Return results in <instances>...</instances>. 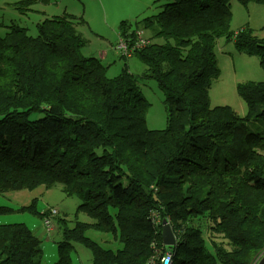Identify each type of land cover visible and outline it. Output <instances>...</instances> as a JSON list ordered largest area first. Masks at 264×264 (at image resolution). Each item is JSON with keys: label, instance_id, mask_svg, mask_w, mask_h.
<instances>
[{"label": "trees", "instance_id": "trees-1", "mask_svg": "<svg viewBox=\"0 0 264 264\" xmlns=\"http://www.w3.org/2000/svg\"><path fill=\"white\" fill-rule=\"evenodd\" d=\"M167 1L144 19L152 43L134 55L163 94V130L146 128L148 103L127 67L108 78L84 55L81 21L41 14L35 36L9 25L0 37V194L58 186L121 245L112 252L80 227L62 231L55 264H68L71 242L93 264H159L153 228L163 250L162 220L177 238L171 264H256L264 252V81L238 86L244 118L208 100L222 41L264 74V40L230 30V1L264 0ZM34 4L52 0L21 2ZM0 264H44L38 239L22 225L1 226Z\"/></svg>", "mask_w": 264, "mask_h": 264}, {"label": "rangeland", "instance_id": "rangeland-1", "mask_svg": "<svg viewBox=\"0 0 264 264\" xmlns=\"http://www.w3.org/2000/svg\"><path fill=\"white\" fill-rule=\"evenodd\" d=\"M23 0H0V37L6 33L9 25L30 30L28 34L35 36L34 27L40 20V15L58 13L60 19L70 18L82 25L78 31L86 41V48H96L111 52L118 43V33L122 39L131 43L127 48L132 50L136 42V34L131 31L139 30L147 39L148 30L144 27V19L157 15L167 0H52V4L43 6L34 4L29 9L21 6ZM17 8V9H16ZM31 9V11H30ZM231 22L230 30L237 32L241 29L253 32L258 40H264V3H249L246 6L236 1H230ZM124 22L123 28L121 23ZM68 31V30H67ZM129 31V32H128ZM134 39V41H132ZM152 42L149 43V45ZM163 44V43H162ZM240 54L233 41H222L217 52L218 75L209 87L208 100L211 108L226 107L237 116H246V106L243 97L238 93V86L246 83L264 81L258 60ZM122 65V64H121ZM113 63L105 68L108 78L120 74V66ZM128 70L135 76L142 97L148 103L146 112V128L149 130H163L167 126V115L163 104V94L157 83L147 78L144 67L134 58L128 62ZM253 132L261 130L260 123L250 126ZM79 201L67 197L58 186L46 190L38 186L32 190H14L0 194V207L6 212L0 213V225L20 224L29 231L36 232L44 264H55L59 259V245L62 231H77L84 237L103 248L116 249L121 245L109 240L110 236L100 232L95 226V219L77 211ZM62 206L67 209L60 211L59 218H64L63 224H58L51 235L45 232L47 213H42L47 207ZM59 210L58 208L54 209ZM193 227H199L205 234L203 220L191 221ZM68 264H93L90 250L79 242H71ZM207 249L212 253L211 248ZM264 252L258 257L263 256ZM258 262V261H257ZM256 262V263H257Z\"/></svg>", "mask_w": 264, "mask_h": 264}, {"label": "built area", "instance_id": "built-area-1", "mask_svg": "<svg viewBox=\"0 0 264 264\" xmlns=\"http://www.w3.org/2000/svg\"><path fill=\"white\" fill-rule=\"evenodd\" d=\"M135 34H136V38H134V39H136L135 40L136 42H133V43H135V46H133L132 50H130L129 48H127V44L131 46L132 45L131 43H128L127 41H124V39H122V38H120L119 41H118V44H117L116 49L118 51H120L122 53V55L125 56V57H128L132 53H134V52H136L138 50H141V49H143V48H145V47H147L149 45V41L146 40L142 36V33L140 31H136ZM134 39L132 41H134ZM56 213L57 212L55 210H51L48 213V215L46 216L47 221L45 223L49 222V223H47L45 225L46 226V229H49L50 228L51 222H52L54 216L56 215ZM158 255L159 254H156L157 259H158ZM171 261H172V254L169 253V252L163 254L159 258V264H171ZM147 264H149V261L147 262Z\"/></svg>", "mask_w": 264, "mask_h": 264}, {"label": "crops", "instance_id": "crops-1", "mask_svg": "<svg viewBox=\"0 0 264 264\" xmlns=\"http://www.w3.org/2000/svg\"><path fill=\"white\" fill-rule=\"evenodd\" d=\"M120 33H118V37H119ZM157 43L161 42V41H156ZM84 55L87 57H91V58H95L98 59L102 65L108 67L113 63H118L120 66V71L123 69L124 65H128V62H130L132 59H134V55L131 56V58L129 59H125L123 58L117 51L113 50L111 52H106V50H100V49H96V48H91V49H84ZM255 59V58H253ZM255 61H257V59H255ZM57 227V224H56ZM51 233L47 234V235H51Z\"/></svg>", "mask_w": 264, "mask_h": 264}, {"label": "clouds", "instance_id": "clouds-1", "mask_svg": "<svg viewBox=\"0 0 264 264\" xmlns=\"http://www.w3.org/2000/svg\"><path fill=\"white\" fill-rule=\"evenodd\" d=\"M136 31H139V30H136ZM135 31V32H136ZM134 32V33H135ZM141 32V31H140ZM120 38H123L122 37V35L120 34L119 35V37H118V40L120 39ZM146 39V38H145ZM146 40H148V39H146ZM149 41V40H148ZM150 43V42H149ZM118 44V43H117ZM149 46V45H148ZM116 47H117V45H116ZM116 47H115V51H117L123 58H125V59H129V58H131V56L132 55H135V53L137 52H134V53H132L130 56H128V57H125V56H123L122 55V53L120 52V51H118L117 49H116ZM146 48V47H145ZM144 49V48H143ZM142 50V49H141ZM138 51H140V50H138ZM98 60V59H97ZM100 62V61H99ZM101 63V62H100ZM102 64V63H101ZM104 66V65H103ZM125 67H127L128 68V65L126 64V65H124ZM106 67V66H105ZM131 72V71H130ZM132 73V72H131ZM47 190V189H46ZM52 210H54V209H52ZM60 210V209H59ZM59 210H57L56 212V215L54 216V218H53V220H52V222H51V225H50V228L49 229H46V233L47 234H49V233H51L55 228H56V223H55V219H56V217L58 216V213H59ZM51 211V210H50ZM49 211V212H50ZM48 212V213H49ZM48 213H47V215H48ZM46 215V216H47ZM155 223H157V221H155ZM153 228V227H152ZM171 228V227H170ZM153 232H154V234L157 236V234H158V231L157 230H155L154 228H153ZM161 232V231H160ZM174 234V233H173ZM156 236H155V238H154V242H155V248H156V254H159L158 255V263H159V258H160V256H162L163 254H165V253H167V252H169V253H171L172 254V257H173V253H172V249L171 248H173V247H165V246H163L164 247V249L162 250V249H160V248H158L157 247V242H156ZM174 237H175V241H177V238H176V235L174 234ZM161 244H162V242H161ZM175 246H176V242H175ZM174 246V247H175ZM172 262V261H171Z\"/></svg>", "mask_w": 264, "mask_h": 264}, {"label": "water", "instance_id": "water-1", "mask_svg": "<svg viewBox=\"0 0 264 264\" xmlns=\"http://www.w3.org/2000/svg\"><path fill=\"white\" fill-rule=\"evenodd\" d=\"M160 238L162 245L165 247H174L175 246V237L174 234L170 228V225L166 220H162V227L160 232ZM256 264H264V254L263 256L258 260Z\"/></svg>", "mask_w": 264, "mask_h": 264}, {"label": "bare ground", "instance_id": "bare-ground-1", "mask_svg": "<svg viewBox=\"0 0 264 264\" xmlns=\"http://www.w3.org/2000/svg\"><path fill=\"white\" fill-rule=\"evenodd\" d=\"M231 22V21H230ZM240 54H242V53H240ZM242 55H244V54H242ZM246 56V55H245ZM248 57V56H247ZM254 123H257V121H255ZM54 188V187H53ZM53 188H50V189H47L48 191L49 190H51V189H53ZM55 208H58V209H60L61 211H65L67 208L66 207H62V206H60V205H58V206H56V207H47L41 214L40 213H38L39 215H42L43 213H48L50 210H52V209H55ZM47 223H49V222H47ZM47 223H45V224H43L42 226L44 227ZM17 227V226H20V224H8V225H0V227ZM45 232H46V226H45ZM29 233H30V235H32V236H36L37 235V233L36 232H32V231H29ZM112 252H114V250L112 251Z\"/></svg>", "mask_w": 264, "mask_h": 264}]
</instances>
